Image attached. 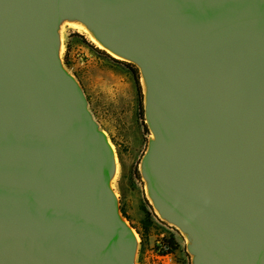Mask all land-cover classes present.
Returning a JSON list of instances; mask_svg holds the SVG:
<instances>
[{
    "label": "water",
    "instance_id": "obj_1",
    "mask_svg": "<svg viewBox=\"0 0 264 264\" xmlns=\"http://www.w3.org/2000/svg\"><path fill=\"white\" fill-rule=\"evenodd\" d=\"M68 12L144 66V175L195 264H264V0H0V264H135L109 139L57 60Z\"/></svg>",
    "mask_w": 264,
    "mask_h": 264
},
{
    "label": "rangeland",
    "instance_id": "obj_2",
    "mask_svg": "<svg viewBox=\"0 0 264 264\" xmlns=\"http://www.w3.org/2000/svg\"><path fill=\"white\" fill-rule=\"evenodd\" d=\"M62 34L63 63L80 82L94 118L115 146L118 167L110 186L117 194L120 215L139 237L135 264H193L189 240L176 225L159 215L148 196L143 168L151 130L146 117L147 86L140 67L145 112L136 76L124 63L129 61L113 56L68 23L63 24ZM171 237L179 249L173 255L160 256L158 246Z\"/></svg>",
    "mask_w": 264,
    "mask_h": 264
},
{
    "label": "bare ground",
    "instance_id": "obj_3",
    "mask_svg": "<svg viewBox=\"0 0 264 264\" xmlns=\"http://www.w3.org/2000/svg\"><path fill=\"white\" fill-rule=\"evenodd\" d=\"M64 23H68L71 26H73L74 28H76L78 31L86 34L90 38V40H92L97 46L107 50L113 56H115L119 59L125 60V61L132 62V63L136 64L138 67H140L142 74H143V81H144L145 85L147 86L145 104L148 107L149 98H150V84H149L148 75H147V72H146L144 66L140 62H138L136 59H134L132 56L123 52L121 49H119L117 46H115L113 43H111L107 39L105 33L103 32V30L101 29V27L99 25L95 24L93 21H91L86 16L81 15V14L76 13V12H68V13L62 15V16L58 17L56 19V21H54V23L52 24L53 31H54V34L56 37V42H57L56 56H57V60L61 63V65H63V67L66 69V67L63 63V59H62L64 50H65L64 38H63V34H62V26ZM147 123L150 127V130H151L150 147H149V150L147 152V155H148L151 147L153 145H156L159 143V136H158L157 132L154 130L153 126L151 125L148 117H147ZM104 135L106 137H108L105 132H104ZM109 146L111 147V150L113 153L114 167L116 170L118 167V158H117L115 146L112 142H110V140H109ZM144 177L147 180L148 196L151 199L152 203L154 204L156 211L159 213V215L161 217L165 218L166 220L170 221L172 224L176 225L180 229V231L186 236V238L189 240L190 245L194 244L196 242V239H195V236L192 233L190 227L177 224L173 220L169 219L168 217H166L164 215V213L161 211L160 207L156 203V199H155L154 194H153V190H152V187L150 184L149 177L147 175H144ZM113 195L115 196V198H117V194L115 192L113 193ZM129 230H130L133 238L136 241H138L139 237H138V234L135 231V229L130 227ZM198 257H199L198 253L193 254V264H195Z\"/></svg>",
    "mask_w": 264,
    "mask_h": 264
},
{
    "label": "trees",
    "instance_id": "obj_4",
    "mask_svg": "<svg viewBox=\"0 0 264 264\" xmlns=\"http://www.w3.org/2000/svg\"><path fill=\"white\" fill-rule=\"evenodd\" d=\"M127 65L131 66V69L133 71V73L136 76V82L138 85V91H139V96H140V103H141V107L143 109V112H145V106H144V92H143V87L141 84V72L138 66H136L135 64L129 63V62H124ZM158 253L160 256L164 257V256H168V255H173L178 249H179V244L178 242L175 240L174 237L171 238H167L165 239L160 246H158Z\"/></svg>",
    "mask_w": 264,
    "mask_h": 264
}]
</instances>
